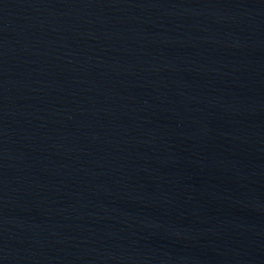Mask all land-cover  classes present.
I'll list each match as a JSON object with an SVG mask.
<instances>
[{"label":"water","instance_id":"95a60500","mask_svg":"<svg viewBox=\"0 0 264 264\" xmlns=\"http://www.w3.org/2000/svg\"><path fill=\"white\" fill-rule=\"evenodd\" d=\"M0 264H264V0H0Z\"/></svg>","mask_w":264,"mask_h":264}]
</instances>
